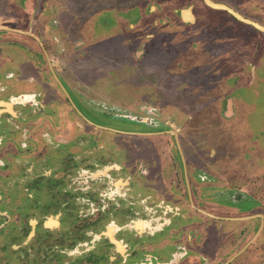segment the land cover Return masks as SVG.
Instances as JSON below:
<instances>
[{"label":"flooded vegetation","instance_id":"1","mask_svg":"<svg viewBox=\"0 0 264 264\" xmlns=\"http://www.w3.org/2000/svg\"><path fill=\"white\" fill-rule=\"evenodd\" d=\"M26 1L10 0L13 14H8L16 15L15 23L0 21V264H212L217 255L212 259L206 253L207 219L216 223L223 218L209 214L204 197H198L177 134L169 129L150 132L156 125L136 116L120 118L150 130L115 128L85 118L83 111L96 109L92 99L71 86L83 84L76 76L57 73L55 67L65 62L58 56L54 65L52 53L60 51L66 57L73 50L92 49L84 40L88 35L78 30L75 22L71 27V20L70 28L65 27L61 12L68 7L59 0H28L35 2L32 13H27ZM209 1L264 28V0ZM140 7L152 19L164 13L160 23L167 28H173L171 20L175 18L189 31L197 29L200 33L191 35L197 37H202L206 28L216 27L209 10L220 11V24H232L237 36L238 43L227 48L241 58L235 66V72L240 73L236 78L246 80L251 94L264 91L263 30L211 7L206 0H143ZM157 21L154 28L155 24L162 26ZM238 25L244 27L237 29ZM129 27L135 29L132 22ZM155 31L147 32V38H154ZM110 34L113 32L99 43L104 52L116 47ZM116 36L119 39L120 33ZM86 49L83 52H88ZM131 51L138 64L152 54L142 44H133ZM119 56H112V62H135L125 55L122 62L117 61ZM29 63L31 69L25 73ZM5 66L13 70L7 71ZM17 106L20 111L14 115ZM63 106L69 108L65 115L74 123L76 117L91 129L136 138L170 136L177 148L176 159L168 155L141 159L136 155L142 152L137 142H132L137 149L132 158L125 145L116 140H93L91 132L73 133L62 143L56 137H60L64 122ZM83 125L75 123V132L82 131ZM83 136L85 158L89 159L71 155L72 146ZM16 147L23 150L22 155ZM62 153H67V159ZM17 155L21 159H14ZM191 216L202 218L196 230L188 225Z\"/></svg>","mask_w":264,"mask_h":264},{"label":"rangeland","instance_id":"2","mask_svg":"<svg viewBox=\"0 0 264 264\" xmlns=\"http://www.w3.org/2000/svg\"><path fill=\"white\" fill-rule=\"evenodd\" d=\"M142 1L83 0L74 7L87 16L84 33L88 36L84 40L93 47L87 50L94 54L99 51V57L102 53L110 58L120 54V57L127 56L128 61L135 60L126 66L104 65L85 62V58L90 60V53L83 52L82 71L74 75L83 84L71 86L87 93L96 108L83 111V115L101 125L150 130L144 124L120 118L121 115L136 116L156 125L150 132L165 129L175 132L181 154L188 159L189 170L194 174L190 181L197 187L198 197H204L203 204L209 214L223 218L216 223L207 219L206 253L212 259L217 255L212 264H264V91L259 95L251 94L246 80L236 78L240 73L235 72V66L241 63V58L227 48L238 43L237 36L232 24L226 25L225 21L220 24V11L209 10V18L214 19L216 27L202 30L203 36L197 37L191 36L200 33L197 29L189 31L175 18L171 20L172 29L162 25L160 19L164 13L155 18L162 26L157 28L155 24L154 28L155 19L141 12ZM9 3L10 0H0V18L3 22L15 23L16 15L8 14L12 13ZM34 3L26 1L27 13L33 12ZM110 6L117 11L108 9ZM36 19L39 20L37 14ZM131 22L134 30H130ZM243 27L238 25L237 29ZM114 28L120 30L119 39L115 37L113 42L116 47L110 50L113 53L102 52L99 43H103ZM154 30V38H147L146 33ZM96 34V38L86 40ZM133 44L145 45L146 50L152 52L150 57L144 58L145 62L138 64L133 58ZM32 55L37 56V53ZM66 64L55 68L57 73L67 77L73 74L65 68ZM30 67L29 63L27 68ZM4 69L13 70L7 66ZM18 108L12 110L14 115L20 111ZM61 109L64 122L60 137L56 138L62 143L73 133L79 136L81 132H91L93 140H116L121 146L125 145L132 158L137 150L132 142H137L142 152L136 155L141 159H164L167 155L169 159H176L177 148L170 136H117L86 127L74 117L75 123L84 126L76 133L73 119L65 115L69 108ZM57 129L58 126L55 131ZM47 133L50 135L49 131ZM82 143H86L84 136L72 146L71 155L89 159L85 158L87 153ZM16 149L22 155L23 150ZM64 156L67 157V153H62V158L67 159ZM14 159L21 157L17 155ZM201 221V217L191 216L188 225L195 226L196 230Z\"/></svg>","mask_w":264,"mask_h":264},{"label":"crops","instance_id":"3","mask_svg":"<svg viewBox=\"0 0 264 264\" xmlns=\"http://www.w3.org/2000/svg\"><path fill=\"white\" fill-rule=\"evenodd\" d=\"M78 2L83 3V0H72L71 2L67 1V0H64V2L62 0L58 1L59 4H65L68 7L66 11L61 12V13H63L62 17L66 18L64 20L65 21L64 25H66L65 27L66 28H70V25H69L70 21L69 20H71L72 21L71 27L73 26V23L75 22V27H77L78 30L83 29V32H84L85 31L84 26L87 23V21L85 19H86L87 16H85V14L82 11L79 12L78 10L77 11L74 10V7L77 5ZM84 5L87 6L88 3L86 2V4L84 3ZM117 8H118V6H117ZM108 9H111V11H113V10L117 11V9L114 6L113 7L110 6V8H108ZM97 12L100 13V10H98ZM0 21H2V20H0ZM114 30L115 31H113V35L114 34L115 35L113 36L112 34H110L111 37L109 39H115V37L117 38L116 35H118L120 33L119 29L114 28ZM45 40L51 42V40L47 36H45ZM84 49H86V47L83 48V49L81 48V49L73 50L72 52H69L70 54L67 55L66 57L65 56H61L60 51H53V53H52L53 62L55 60H57L58 56H59V58H63L62 60L67 63L65 65V68H69L71 73L73 75L77 76L78 73L79 74L81 73L82 68H83V66H82V61H83L82 57L85 56V55H83L84 54L83 53ZM92 49H93V47H92ZM88 52L90 53V60H87L85 58V60H84L85 62H102V63H104V65H112V63H113L112 62V58H110L108 56H105V53H102V56L99 57L100 52L99 53L97 52L96 54L92 53L90 50H88ZM102 52H104V51H102ZM93 56H95L96 58H93ZM122 59H124V58L120 57V58L117 59V61H121L122 62L123 61ZM54 65H56L55 62H54ZM113 65L114 66H117V65L118 66H126V65H129V63H127V62L126 63H124V62L120 63L119 62L117 65H115V63ZM26 70H27V67L24 70L25 73H26Z\"/></svg>","mask_w":264,"mask_h":264},{"label":"water","instance_id":"4","mask_svg":"<svg viewBox=\"0 0 264 264\" xmlns=\"http://www.w3.org/2000/svg\"><path fill=\"white\" fill-rule=\"evenodd\" d=\"M206 1H207V3H208L211 7L216 8V9L226 10V11H228L229 13H231V14H232L237 20H239V21H241V22H244V23H249V24H251V25H254V26H256L257 28H259V29H261V30L264 31V28H263V27H261V26H259L258 24H255V23H253V22H251V21H249V20L243 18L242 16H240L238 13H236L235 11H233L232 9H230L229 7H227V6H225V5L214 4V3H212V2L209 1V0H206Z\"/></svg>","mask_w":264,"mask_h":264}]
</instances>
